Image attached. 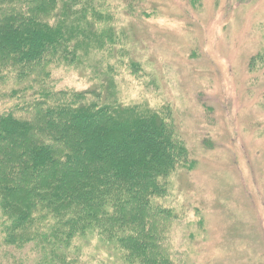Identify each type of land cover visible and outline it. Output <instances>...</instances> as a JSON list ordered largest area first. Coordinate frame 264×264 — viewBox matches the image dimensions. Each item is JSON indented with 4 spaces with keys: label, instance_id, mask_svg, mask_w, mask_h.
Instances as JSON below:
<instances>
[{
    "label": "rangeland",
    "instance_id": "obj_1",
    "mask_svg": "<svg viewBox=\"0 0 264 264\" xmlns=\"http://www.w3.org/2000/svg\"><path fill=\"white\" fill-rule=\"evenodd\" d=\"M95 8L104 16L94 20L98 48L52 67L56 89H99L109 76L125 103L167 104L192 162L177 163L156 200L162 209L144 214L145 237L172 264H264V58L252 64L264 56V0H95ZM4 101L1 114L10 111ZM15 202L20 213L30 199ZM47 212H32L15 232L0 208V264H51ZM93 230L80 238L77 264H124Z\"/></svg>",
    "mask_w": 264,
    "mask_h": 264
},
{
    "label": "trees",
    "instance_id": "obj_2",
    "mask_svg": "<svg viewBox=\"0 0 264 264\" xmlns=\"http://www.w3.org/2000/svg\"><path fill=\"white\" fill-rule=\"evenodd\" d=\"M100 15L95 0H0V100L10 108L0 113V208L15 232L49 210L42 243L51 264H77L80 238L95 228L124 264H172L143 232L177 163L192 165L171 107L125 103L109 76L80 92L57 90L51 78L52 67L79 62L80 49L89 57L98 48ZM19 196L30 199L20 213Z\"/></svg>",
    "mask_w": 264,
    "mask_h": 264
}]
</instances>
